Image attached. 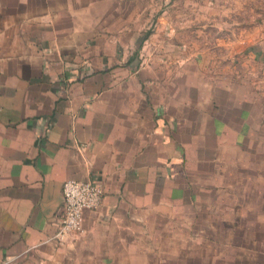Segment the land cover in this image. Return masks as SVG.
<instances>
[{
    "label": "crops",
    "instance_id": "1",
    "mask_svg": "<svg viewBox=\"0 0 264 264\" xmlns=\"http://www.w3.org/2000/svg\"><path fill=\"white\" fill-rule=\"evenodd\" d=\"M115 1L0 0V264L119 259L123 231L192 207L195 175L219 169L227 140L201 69L170 43L155 59L152 32L111 14ZM67 179L103 199L60 243Z\"/></svg>",
    "mask_w": 264,
    "mask_h": 264
},
{
    "label": "rangeland",
    "instance_id": "2",
    "mask_svg": "<svg viewBox=\"0 0 264 264\" xmlns=\"http://www.w3.org/2000/svg\"><path fill=\"white\" fill-rule=\"evenodd\" d=\"M117 1L123 11L111 14L130 17L141 37L152 32L155 59L170 43L188 73L201 69L227 141L217 173L194 174L192 207L148 213L123 231L120 258L104 263L264 264V0ZM183 85L187 100L197 98V85ZM84 258L67 264H103Z\"/></svg>",
    "mask_w": 264,
    "mask_h": 264
},
{
    "label": "built area",
    "instance_id": "3",
    "mask_svg": "<svg viewBox=\"0 0 264 264\" xmlns=\"http://www.w3.org/2000/svg\"><path fill=\"white\" fill-rule=\"evenodd\" d=\"M64 207L55 235L61 243L68 235L82 231L83 211L97 209L103 199V189L91 180L67 179L62 185Z\"/></svg>",
    "mask_w": 264,
    "mask_h": 264
}]
</instances>
